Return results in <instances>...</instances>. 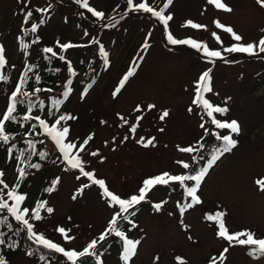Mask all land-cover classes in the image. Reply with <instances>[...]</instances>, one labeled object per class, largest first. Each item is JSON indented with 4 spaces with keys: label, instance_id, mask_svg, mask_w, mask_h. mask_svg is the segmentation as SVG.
Listing matches in <instances>:
<instances>
[{
    "label": "rangeland",
    "instance_id": "374dc122",
    "mask_svg": "<svg viewBox=\"0 0 264 264\" xmlns=\"http://www.w3.org/2000/svg\"><path fill=\"white\" fill-rule=\"evenodd\" d=\"M88 2L91 8L103 12L104 17L93 16L77 0H0V47L6 60L0 75L15 73L19 58L17 39L26 32L40 38L39 43L52 48L75 70L80 61L87 64L92 59L97 73L85 85H78L77 73L65 76L64 79L72 82L67 90V109L75 119L58 127L69 128L66 142L75 143L77 149L92 136L85 151L80 153L85 171L92 172L94 179L104 180L113 194L124 199L138 195L146 179L165 172L188 175L207 140L217 135H232L237 146L208 170L197 191L201 203L181 215L179 206L186 182L185 186L169 182L152 187L145 200L129 210L136 209L128 219L133 227L129 236L140 243L128 264H179L177 257L185 264H213V258L215 264H264V257L252 259L246 254L255 246L235 242L230 246L217 235L216 221L206 218L224 213L223 221L229 233L246 231L253 233L254 238L264 239V193L257 184V180H264V53L258 49L253 55L224 51L237 42L215 24L219 21L231 27L243 37L239 43L258 42L264 37V7L257 0H223L232 9L226 12L207 0H172L163 13L172 16L165 26L151 13L135 7L130 10L127 0ZM140 3L160 11L167 0H133L134 6ZM29 12L40 21L24 23V15ZM122 14L126 18L104 28L111 18ZM188 21L206 27L196 29L187 25ZM33 25L36 32H31ZM169 35L176 40L204 43L210 50L220 51L221 58L209 62L202 49L189 44L173 45ZM65 43L74 47L62 50L59 45ZM101 47L107 53V65ZM130 68H134V74L114 96ZM209 69L212 91L204 94L205 98L215 106L228 109L223 115H213L222 122L237 121L241 129L238 135L229 129L216 128L204 109L192 103L196 82ZM149 105L155 107L149 109ZM3 106L0 91V112ZM137 106L141 111H136ZM165 110L169 115L161 120ZM133 125H136L134 133L130 130ZM47 139L51 141L50 137ZM149 139L152 144L143 146ZM187 147L198 151L179 150ZM77 149H73V154ZM177 161L188 163L190 168L184 169ZM207 161H201L202 167ZM52 170L60 180L57 190L48 198V207L54 211L44 212L34 231L69 251H83L92 241L97 244L102 241V234L109 236V223L119 212V206H110L103 190L80 171ZM0 171L4 173L0 178L7 184L14 180L13 171L4 169L1 157ZM44 180L42 172L31 179L21 209L34 203ZM193 185L191 181L189 187ZM6 201L9 205L13 203ZM155 204L161 208L156 210ZM58 228H64L74 239L66 240ZM225 248L227 252L223 251ZM58 254L57 261L49 264H71ZM121 257V251L114 248L102 259V264H124ZM7 264L35 263L21 253Z\"/></svg>",
    "mask_w": 264,
    "mask_h": 264
},
{
    "label": "snow or ice",
    "instance_id": "6c2138e0",
    "mask_svg": "<svg viewBox=\"0 0 264 264\" xmlns=\"http://www.w3.org/2000/svg\"><path fill=\"white\" fill-rule=\"evenodd\" d=\"M129 9L132 10L134 7L138 10H143L144 12L151 13L153 16L157 17L162 24L167 26L168 21L172 19L171 15H164V10L167 9V7L172 3V0H167V3L164 5V9H161L160 11L154 10L152 7H149L146 3H140L138 5H133V0H127ZM207 2L210 5H214L215 8L219 10H223L226 12H231L232 9L223 2V0H207ZM77 3L81 4L82 7L86 8L89 12L92 13L93 16L97 18H103L104 13L100 11H96L93 8L89 6L88 0H77ZM257 3L261 5V7H264V0H257ZM38 11H45L42 9H38ZM32 14L31 12L27 13L25 17V22H27V18L30 17ZM115 21V18H112ZM118 22V21H116ZM187 25L196 28L201 29L205 28L204 25H199L196 23H193L192 21L186 22ZM216 27L223 30L224 32H227L231 34L232 39L236 41L237 43L232 45L231 47H228L224 49V51L228 53H246L249 55L257 54V49L259 53H264V37H261L258 42L255 43H247L242 44L239 43L242 41L243 37L237 34L231 27L225 26L221 24L219 21L215 22ZM31 32H36V25H33L31 28ZM213 37L217 40L218 43H222L219 36L216 35V33H212ZM168 40L171 44H189L191 47L196 48L197 50L203 51L204 55L210 58L209 62H212V58H221V52L216 50H210L209 47L204 43H198L194 40H176L173 39L171 35L168 36ZM62 50H67L69 48L74 47L71 43H65L62 45H59ZM147 43L144 45V48H147ZM25 48H27V45H24ZM43 51L45 53H52V55H56V53L53 52L52 48H44ZM3 48L0 47V68H2L5 63V57L3 55ZM100 52L102 56L104 57L105 65H107V53L104 51L103 47L100 48ZM60 59H64V57H60ZM138 66V65H137ZM30 70V69H29ZM68 71L71 73L72 68L71 65L68 67ZM210 71L211 69L203 72L201 76L199 77L198 81L196 82L195 88V97L192 101V103L198 107H202L206 113V115L211 119V123L215 125L218 129H229L230 133L233 134H239L241 129L240 125L237 121L232 120L230 122H222L214 117V113H219L221 115L225 114L228 109L224 107H219L213 105L208 99L205 98L206 93H209L212 91L211 85H210ZM134 74V68H130L129 71L125 74V76L121 79L119 83V87L114 92V96L120 91V89L124 86L126 81ZM0 80H6V77L3 75H0ZM39 81V77H37V82ZM27 78L26 75L24 78H22V83H26ZM70 83V82H69ZM90 87V85H89ZM36 92L42 91V89H35ZM85 90V93L86 94ZM68 91H65L63 95L67 97ZM18 95H21L23 97L29 96L28 92H22V84H18L16 87V90L13 91L10 97V101L7 107L6 112L3 114V117L0 118V141L4 142L5 144L8 143L9 136L5 134V122L6 121H13L15 122L16 117L13 116V113L16 111L17 104H22L23 99H18ZM62 103L60 99H54L52 101L53 107L57 108ZM33 107L35 105L29 103L28 105V111L31 112ZM155 107L154 105H149L148 108L151 109ZM136 111H141L140 107L137 106ZM192 109L189 108V112H191ZM50 114H52L50 112ZM169 115L168 111L165 110L162 112L160 119L163 120L165 117ZM30 119H35L38 121L40 128L42 129V133L47 135L51 138V140L56 144L59 152L63 156L64 162L67 164L68 169H78L81 173V175L87 177L89 180L92 181L93 184L98 185L103 190V196L108 198V203L110 206L112 205H118L119 206V212H116L113 217L110 220L109 223V231L112 233H115V235L119 236L123 242H124V250L122 254V260L124 261V264H128L129 260L136 254L137 245L140 243L139 240H131L128 239L123 232H121L118 229V224L121 219H127V216H125V213H128L131 208H134L136 205L140 204L142 201L145 200L147 193L151 190L152 187L158 184H169V182H179L181 186H185L186 181H193L194 185L192 187H185L186 195L188 197H191V202L183 205L180 208L181 215L188 209L192 208L195 204L201 203L200 197L197 195V191L200 187V184L202 180L204 179L205 175L207 174L208 170L216 163L217 160L220 159L221 156H223L225 153L231 152L236 146L237 141L232 138V135H224L219 136L217 135V139L221 140L222 146L218 147L217 150L211 155V158L207 161L206 166L199 168L198 171H195L194 174H188V175H170L169 173L165 172L161 175H158L153 178L146 179L143 182V187L139 189L138 195H132L130 198L124 199L121 198L119 195L113 194L108 187L105 184V181L102 179H94V174L92 172H87L84 169V163L82 161V158L80 156V153L85 151V146L88 144V142L92 139V136H88L83 143L79 146L77 149V145L73 142H66L68 139L69 134V128L68 127H58V125H61V122H66L71 119H75V117H72L70 115H60L54 123L49 125L46 123L44 119H41L39 116L36 117H30L29 115H25L23 117L24 121H28ZM121 119H124L121 117ZM138 121L140 117L137 118ZM125 123H127V120H125ZM201 127L203 128L204 125L201 124ZM130 130L134 133L136 131V125L131 126ZM207 131V129H206ZM143 142V138H141V141ZM42 143V142H41ZM152 144V140L149 139L147 142L143 143V146L147 147L148 145ZM29 149H32V152L28 155L26 160H23L22 162L27 163L28 167L31 168H39L38 164L30 163L31 155H39L41 159H44L47 156L46 152H39L37 153L35 151V143L32 141L28 142ZM73 149H77L76 153L73 154ZM182 152L185 153H191L193 151H198L195 147H187V148H181L179 149ZM11 149H9V152L11 153ZM25 150H20V156L17 157V159H21V157L24 156ZM97 153H92V155H96ZM196 159L195 157L193 158ZM177 163L181 164L184 169H189L190 165L188 163H185L183 161H177ZM19 172V179L17 182V185L15 187H12L11 190L7 192V197L9 200L13 201L11 205L7 203L6 200L0 199V210H7V212L18 222H20L24 228L27 230L28 239L34 240V242L46 249H49L51 251H54L56 253L62 254L71 264H77L78 259L92 255L94 254V250L96 249L97 241H92L87 245V247L83 251H75V250H65L63 247L59 246L57 243L52 242L49 239H46L42 234H37L34 231L33 225L29 223L28 219H25V215L28 213V209L24 208L21 209V204L25 201L26 197L25 195L18 194L17 193V187L19 186V180H22L26 175V171L24 168H18ZM4 173L0 171V177H3ZM80 177L78 176L77 179ZM58 183V181L53 182V186L48 188V192H52L55 190V184ZM0 184H4L3 180L0 179ZM257 184L261 191H264V180H257ZM88 185H84L83 187H87ZM4 187L7 188L8 185L4 184ZM83 188L81 189V191ZM76 197L74 196L73 199ZM46 201L38 202L36 208L33 210L32 219L40 220L42 219L40 215V209L45 208ZM154 207L156 210H159L161 208L160 204H155ZM46 211L51 214L54 210L51 207H47ZM134 214V213H132ZM224 213H216L214 216L209 215L206 218L209 220H215L218 226V233L217 235L219 237L224 238L229 242V245L231 246L232 242H235L239 245H251L255 246L249 251V255L253 256V258H259L261 256H264V239H258L254 238V234L251 232L241 231L237 233H229V230L225 226V223L223 221ZM3 221H0L2 223ZM131 223V221H129ZM135 226V225H133ZM57 231H59L66 240L74 239L73 237H69L67 231L64 228H58ZM241 237H246V239H241ZM106 237L104 234L101 235L100 240H104ZM0 243H3L2 240H0ZM90 250H93L90 252ZM224 252L228 251V248H225L223 250ZM221 260L224 259L223 253H221ZM41 259L43 260L44 257L41 256ZM177 260L179 264H185V262L177 257ZM0 264H5V261L3 258H0ZM213 264H215V258H213Z\"/></svg>",
    "mask_w": 264,
    "mask_h": 264
},
{
    "label": "trees",
    "instance_id": "16d2710c",
    "mask_svg": "<svg viewBox=\"0 0 264 264\" xmlns=\"http://www.w3.org/2000/svg\"><path fill=\"white\" fill-rule=\"evenodd\" d=\"M26 15L27 14L24 15V20ZM114 18L115 21L111 18V22H108L104 28L120 22L122 19L126 18V15L122 14L120 17L116 16ZM35 20L40 21V18L31 15L27 18V22L24 23H28L29 21L36 22ZM39 40L40 38L29 32H26L21 38L17 39L16 49L19 58L15 66L16 71L13 75L9 74L5 76L6 80H0L2 81L0 91L4 98V106L0 112V118H2L3 114L6 112L11 94L16 90L18 84H22V92L29 93L27 97L21 95L17 97L18 99H23V103L17 104L16 111L13 113V116L16 117L15 122L11 120L5 122V134L9 136V140L6 144L0 141V157L4 161V169L10 168L13 171L14 180L9 184L3 181L4 184L8 185L7 188L4 187V184H0V199H8L7 192L17 185L19 179L18 168H24L27 173L22 180H19V186L17 187V193L22 195H24L31 179L36 173L42 172L45 175V180L41 185L40 191L34 203L26 207L29 210L26 219H28L33 227L38 221L44 218V212H47L48 198L57 190V185L60 181L59 175H54L52 173V168L57 169L59 173H79V170L68 169L56 144L52 140L49 141L47 139L48 136L42 133V129L37 120L30 119L24 121L23 117L25 115H29L30 117L39 116L48 124L54 123L60 115H70L74 117L67 109L69 100L66 101L67 97L63 95L72 83L71 79H64L65 76L67 74L77 73L76 76H79L78 85L83 86L91 81L97 73L92 59L89 60L87 64L84 61H80L78 69L75 70L72 68V72L70 73L68 71L70 64L68 62L65 63L64 59H60L61 56L57 54L52 55V53H45L43 49L47 47L39 43ZM24 45H27V48H25ZM25 75L27 82L22 83V78H24ZM37 77H39L38 82ZM37 88L42 89V91L36 92L35 89ZM54 99H60L62 101L58 109L52 105ZM29 103L35 105L31 112L28 111ZM50 112L52 114H50ZM72 121L73 119L66 122L71 123ZM66 122H61V125L63 126ZM29 141L35 143V151L37 153L41 151L47 153L44 159H41L39 155H31L30 163L38 164L39 168L28 167L27 163L22 162L26 160L28 155L32 152V149L28 147ZM222 143L223 142L218 140L217 137L207 140L199 149L197 155L198 160L191 167L188 174H194L195 171H198L199 168L202 167L201 161H203V159L209 160L217 148L222 146ZM9 149L12 150L11 153ZM20 150H25L24 156L21 157V159H17V157L20 156ZM228 153L230 154L232 151ZM223 156H221L220 159ZM54 181H58V183L55 184V190L48 192L47 189L53 186ZM190 183L191 181H186L188 187ZM188 200H191V198L186 195L184 189L180 200L179 211L183 205L187 204ZM43 201L47 203L45 208L40 209L42 219H32L33 210L36 208L37 203ZM132 213L135 214L136 209L128 212L125 215L127 219H121L118 224V229L120 231L124 230V235L128 239H130L129 235L133 228L132 223L128 221V219L134 215ZM0 221H3L0 223V240L3 241V243H0V258L4 259L5 264L21 253L35 264H49L57 261L59 254L36 244L34 240H29L26 228H24L20 222L13 219L6 210H0ZM114 248H118L122 255L124 242L119 236L111 232L109 236L96 245L94 254L79 258L77 264H102V259L110 255ZM250 250L251 249H248L246 254L250 258L256 259L248 254ZM41 256L44 257L43 260Z\"/></svg>",
    "mask_w": 264,
    "mask_h": 264
}]
</instances>
